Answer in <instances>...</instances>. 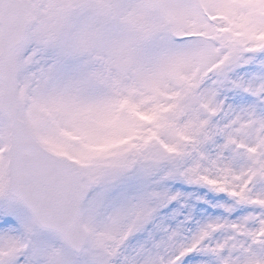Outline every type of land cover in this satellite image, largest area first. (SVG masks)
<instances>
[{
	"label": "snow or ice",
	"instance_id": "1",
	"mask_svg": "<svg viewBox=\"0 0 264 264\" xmlns=\"http://www.w3.org/2000/svg\"><path fill=\"white\" fill-rule=\"evenodd\" d=\"M0 264H264V0H0Z\"/></svg>",
	"mask_w": 264,
	"mask_h": 264
}]
</instances>
